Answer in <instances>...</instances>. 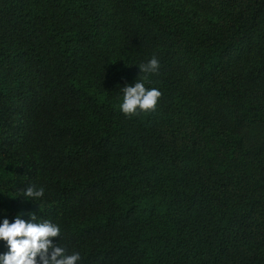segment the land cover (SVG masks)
<instances>
[{
    "label": "trees",
    "instance_id": "1",
    "mask_svg": "<svg viewBox=\"0 0 264 264\" xmlns=\"http://www.w3.org/2000/svg\"><path fill=\"white\" fill-rule=\"evenodd\" d=\"M0 208L77 264H264V0H0Z\"/></svg>",
    "mask_w": 264,
    "mask_h": 264
},
{
    "label": "clouds",
    "instance_id": "2",
    "mask_svg": "<svg viewBox=\"0 0 264 264\" xmlns=\"http://www.w3.org/2000/svg\"><path fill=\"white\" fill-rule=\"evenodd\" d=\"M159 61L153 56L147 62L138 65L142 79L125 83L122 88V102L119 108L126 115L154 110L161 92L157 88H146L147 74L159 70ZM24 201L39 200L44 196V188L34 185L23 191ZM6 209L0 208V242L4 251H0V264H77L79 252L68 253L56 239L60 234L58 224L48 220H38L32 211L17 213L11 220Z\"/></svg>",
    "mask_w": 264,
    "mask_h": 264
}]
</instances>
